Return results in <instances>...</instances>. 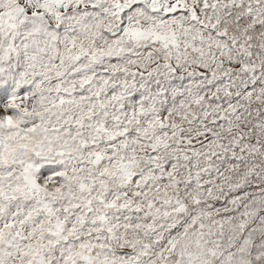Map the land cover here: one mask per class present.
Here are the masks:
<instances>
[{
    "label": "snow or ice",
    "instance_id": "1",
    "mask_svg": "<svg viewBox=\"0 0 264 264\" xmlns=\"http://www.w3.org/2000/svg\"><path fill=\"white\" fill-rule=\"evenodd\" d=\"M0 264H264V0H0Z\"/></svg>",
    "mask_w": 264,
    "mask_h": 264
}]
</instances>
